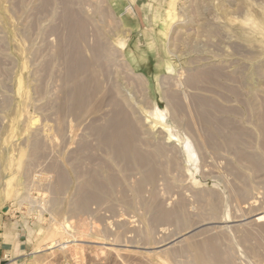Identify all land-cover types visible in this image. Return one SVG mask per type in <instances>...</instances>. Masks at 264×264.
<instances>
[{
    "label": "rangeland",
    "instance_id": "374dc122",
    "mask_svg": "<svg viewBox=\"0 0 264 264\" xmlns=\"http://www.w3.org/2000/svg\"><path fill=\"white\" fill-rule=\"evenodd\" d=\"M117 113L145 164L99 135ZM0 240L1 264H264V0H0Z\"/></svg>",
    "mask_w": 264,
    "mask_h": 264
},
{
    "label": "bare ground",
    "instance_id": "6f19581e",
    "mask_svg": "<svg viewBox=\"0 0 264 264\" xmlns=\"http://www.w3.org/2000/svg\"><path fill=\"white\" fill-rule=\"evenodd\" d=\"M164 18H165V21H168L169 19L172 20L171 19L172 13L170 10H168L166 12V17H164ZM65 19H66V23L68 25V27L66 26V30L68 29V31L70 32V33L67 32L68 34L66 33L67 36L69 35V41H68V43H66V44H70L67 46L69 48L66 47L65 48V50L67 49L66 51L65 50L63 51L64 48L62 49V51L64 52L63 57H65L64 59L66 60V63H67V66H66L67 71L66 72H67L69 78H72L75 76L79 77V75H82V77H83L84 76L83 74L88 73V71L90 72V67L88 65V62H86V60L83 58L81 52L79 51V47H78V44L81 42V39L79 37H82L83 30L81 29L79 32V27L81 26V25L79 26V24H80L79 20L73 16H70V13H69V15L66 14ZM60 51H61V49H60ZM75 86H76V92L79 93V95L81 96V99L79 102V97L77 98L76 94L74 95V92L67 94L66 104H67V107L69 105L70 108H72V106L73 107L74 106L83 107L85 104V101H86L84 99V96H85L84 93L87 92V87L85 85L83 86V84H80L79 81H77ZM117 114L118 115L115 114L116 116L114 115L113 118L111 117L109 120H107L106 129L103 128V130H106L104 135H102V134H99V135H101V138H103L104 142L107 141V143H109V144L112 143L113 145L112 144H110V145H112V147H114V146L116 147L117 152L120 154V155H118L119 158H122L124 160V158H126V157H128V158L132 157L131 159L138 160V163L140 161L141 163L145 164L146 163L145 158L142 156L140 157V155L138 154V152L135 148L134 133L132 132L133 128H131L130 124L127 123L128 122L126 120L127 118H125V115L123 113H117ZM146 119L149 123H153L154 125L160 124L159 126L161 127V130H167V125L164 121L165 120V112L163 110H160L159 108L155 107L153 112H150ZM208 121H210V119ZM210 122H209L208 127H210V125L212 123V122L211 123ZM212 125H211V127H212ZM171 138L173 139V135H171L170 139ZM118 153H116V155ZM184 153L188 155L189 159L192 158V156L189 155L190 154V148L188 145L184 146ZM93 182H95V181H93ZM93 182L91 183L90 187L92 189H96L99 186V183H97L98 181L95 183H93ZM96 193H97V191H93L91 194H96ZM87 195H88V192H87ZM94 198H96V197H94Z\"/></svg>",
    "mask_w": 264,
    "mask_h": 264
},
{
    "label": "crops",
    "instance_id": "0c3cea01",
    "mask_svg": "<svg viewBox=\"0 0 264 264\" xmlns=\"http://www.w3.org/2000/svg\"><path fill=\"white\" fill-rule=\"evenodd\" d=\"M10 249V250H9ZM20 251V246L17 244H15V241L12 243L10 242H5L3 240H0V264L3 261L2 257H5L6 254L9 252H13L14 255L17 254ZM16 257V256H15Z\"/></svg>",
    "mask_w": 264,
    "mask_h": 264
}]
</instances>
